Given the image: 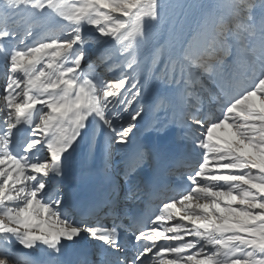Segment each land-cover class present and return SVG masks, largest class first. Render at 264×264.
<instances>
[{
	"label": "snow or ice",
	"instance_id": "snow-or-ice-1",
	"mask_svg": "<svg viewBox=\"0 0 264 264\" xmlns=\"http://www.w3.org/2000/svg\"><path fill=\"white\" fill-rule=\"evenodd\" d=\"M0 264H264V0H0Z\"/></svg>",
	"mask_w": 264,
	"mask_h": 264
}]
</instances>
